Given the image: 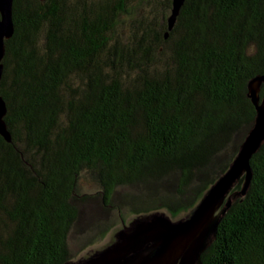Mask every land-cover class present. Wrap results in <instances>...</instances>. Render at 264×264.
<instances>
[{
    "label": "trees",
    "instance_id": "obj_1",
    "mask_svg": "<svg viewBox=\"0 0 264 264\" xmlns=\"http://www.w3.org/2000/svg\"><path fill=\"white\" fill-rule=\"evenodd\" d=\"M171 10L172 0H14L0 264L71 262L80 205L146 188L141 212L176 216L227 171L256 117L248 83L264 73V0H186L169 31ZM251 166L202 264H264V143ZM84 173L95 195L79 192Z\"/></svg>",
    "mask_w": 264,
    "mask_h": 264
},
{
    "label": "water",
    "instance_id": "obj_2",
    "mask_svg": "<svg viewBox=\"0 0 264 264\" xmlns=\"http://www.w3.org/2000/svg\"><path fill=\"white\" fill-rule=\"evenodd\" d=\"M185 1L172 0V10L168 17L170 30L174 28ZM13 2L0 0V86L6 52L5 40L11 38L15 30ZM168 35L169 31L165 36ZM263 84L264 73L249 81V96L256 107L254 124L227 171L209 187L187 220L174 223L162 214L145 222H134L133 228L126 226L119 232L121 242L92 255L84 262L73 260L65 264H202L201 254L216 236L221 216L219 211L224 213L236 198L235 195H244L251 183V158L264 143V98L260 95ZM7 111V103L0 94V134L11 142L12 136L5 121ZM242 178L240 191L232 192ZM148 242H154L153 250L140 255ZM138 253V257L131 256Z\"/></svg>",
    "mask_w": 264,
    "mask_h": 264
},
{
    "label": "rangeland",
    "instance_id": "obj_3",
    "mask_svg": "<svg viewBox=\"0 0 264 264\" xmlns=\"http://www.w3.org/2000/svg\"><path fill=\"white\" fill-rule=\"evenodd\" d=\"M163 0H156L157 4L162 3ZM153 4L155 2L153 1ZM152 7V4H142L135 3L132 6V9L135 8L131 13L133 16L140 17L139 14H144L146 8ZM160 8H163L162 6ZM171 11H169V15ZM130 16L125 17L126 22L129 21ZM178 18V17H177ZM177 21V20H176ZM126 25H124L125 27ZM126 30V28H124ZM169 31H171L169 29ZM6 101V100H5ZM99 185L94 182L92 177L88 173L82 174L79 179V192L82 194L95 195L98 193L100 188ZM144 187V186H142ZM130 190H125L116 192L114 196V205L108 206L105 208L101 205V201L97 198L95 202L89 204L80 205L82 214L81 220L79 222L80 229L71 236V246L75 248V259L74 261L78 262L82 260L83 262L89 259L92 255L104 251L106 248L121 242L119 240V232L123 230L126 226L127 228H133L132 225L134 222H145L151 218L158 215H165V217L172 222H179L189 218L193 210L197 207V204L189 208L188 210L181 209L178 215L174 216L166 208L159 209L154 207L153 211H148V213L141 212L138 207L140 205L144 206L143 210L150 209V205H143L140 203V199L137 197L142 193L147 192L146 188H137L136 191L127 188ZM149 200V197L143 198V200ZM126 200L129 202L127 203ZM157 205V204H156ZM141 212V213H138ZM222 212L219 211V214ZM162 215V216H163ZM185 221V220H184ZM101 226V228H99ZM106 227L108 228L104 233L101 231ZM103 228V229H102ZM153 243L148 242L143 252H140V255L147 254L153 250ZM137 256L138 254H132L131 256ZM139 255V256H140ZM131 258V257H129ZM132 259V258H131ZM136 259V258H135ZM133 260V259H132Z\"/></svg>",
    "mask_w": 264,
    "mask_h": 264
}]
</instances>
